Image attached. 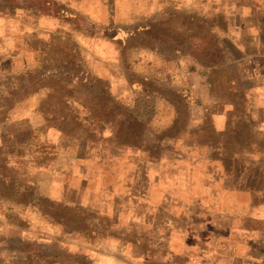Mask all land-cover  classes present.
<instances>
[{
  "label": "rangeland",
  "instance_id": "374dc122",
  "mask_svg": "<svg viewBox=\"0 0 264 264\" xmlns=\"http://www.w3.org/2000/svg\"><path fill=\"white\" fill-rule=\"evenodd\" d=\"M43 1L52 0L15 4L30 9ZM196 1L87 0L94 15L76 20L96 40L87 51L64 30L29 36L28 70L13 67L0 81V264H96L89 251L98 252L87 246L99 248L105 236L147 242L150 226L163 229L165 213L178 216L186 203L181 182L204 186L221 162L233 163L242 180L251 161L245 154L264 149V138L247 122L236 54L215 31L226 18ZM74 62L101 83L75 89L67 75L37 84L28 74L60 64L79 76L67 66ZM102 91L121 107L112 117V105L103 111L105 100L95 97ZM123 110L139 126L123 122ZM84 154L87 189L73 178ZM63 181L76 193L39 202L53 189L59 196Z\"/></svg>",
  "mask_w": 264,
  "mask_h": 264
},
{
  "label": "crops",
  "instance_id": "0c3cea01",
  "mask_svg": "<svg viewBox=\"0 0 264 264\" xmlns=\"http://www.w3.org/2000/svg\"><path fill=\"white\" fill-rule=\"evenodd\" d=\"M187 1L183 0L185 7H189ZM209 4H214L211 8L215 14L226 18L225 29L215 28V31L236 54L233 63L240 68L246 84L247 122L264 138V0H197L195 3L198 9ZM41 5L28 9L17 6L15 0H0V81L1 77L11 76L13 67L18 73L28 70L29 36L64 30L86 51L87 42H96L87 36V29L76 23L78 19H91L95 5L89 10L87 0H52L43 1L44 7ZM11 11L18 20L12 21ZM94 22L91 20V26L96 25ZM216 121L221 125L222 118L219 116ZM52 135L58 138L59 134ZM245 155L251 156V161L243 167L242 180H237L233 163L221 162L213 167L216 169L207 171L211 178L206 180V185L195 186L193 180L181 182L180 198L186 203L181 204L178 216L165 213L162 230L150 226L149 241L121 243L128 247H121V239L105 236L99 248L85 246L87 251L98 252L89 251L92 259L96 264H142L140 256L147 255L149 259H162L165 264H264V149ZM74 164L83 170L79 169L73 178L87 189V154L77 158ZM60 172L69 174L66 170ZM61 188L59 196L53 189L40 197L62 202L66 195L77 191L68 181H63Z\"/></svg>",
  "mask_w": 264,
  "mask_h": 264
},
{
  "label": "trees",
  "instance_id": "16d2710c",
  "mask_svg": "<svg viewBox=\"0 0 264 264\" xmlns=\"http://www.w3.org/2000/svg\"><path fill=\"white\" fill-rule=\"evenodd\" d=\"M60 64L58 66H56V68L50 72V71H47V70H44V69H40V70H35L33 71V73H28V74H33V76L35 77L34 80H36L37 84H39L38 82H42L44 81L45 79L47 80H51L53 82H58L60 83V77H63L64 75H67L68 76V79H65L66 81L69 80L70 78V81H67L68 82V85H72V87H74L75 89H78V88H85L86 85L90 84V81L89 80H92L94 81L96 84H100L101 81L99 80H95V79H91V77L89 75H86L84 74V72H81L79 73V66L76 64V62H74L73 64H70V65H67V66H70V68L73 70V71H77L79 76H74V77H71L68 73V71H64L63 69H61L60 67ZM81 70V69H80ZM38 71V72H37ZM48 74H50L49 76H47ZM86 75V76H85ZM72 78V79H71ZM95 97L97 98H101V99H104L105 100V103L102 105L104 106V110L103 111H106L108 109V107L110 105L111 108L108 109V112L109 114L111 115L110 117H112L113 115V112L116 110V111H121V107L119 109H117L115 103L113 102L111 96L106 93L104 91L100 92V93H97L95 95ZM114 106V107H113ZM121 118L123 119V122H127L128 123V126L130 128H134L136 127V125L139 126L138 124V121H137V118L135 116H133L132 114H130L128 111L126 110H123V114L121 116ZM39 202H44L46 201L44 197H39L38 198ZM19 202H22V200H19ZM29 204V203H27ZM51 204H55V203H51ZM43 215H47L46 213L43 212ZM50 217V216H49ZM54 217V215H52V218Z\"/></svg>",
  "mask_w": 264,
  "mask_h": 264
}]
</instances>
